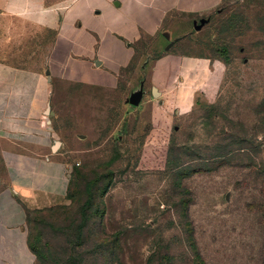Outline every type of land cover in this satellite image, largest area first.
Returning a JSON list of instances; mask_svg holds the SVG:
<instances>
[{"label": "rangeland", "instance_id": "obj_1", "mask_svg": "<svg viewBox=\"0 0 264 264\" xmlns=\"http://www.w3.org/2000/svg\"><path fill=\"white\" fill-rule=\"evenodd\" d=\"M98 18L77 22L111 15ZM204 19L196 30L171 14L123 65L128 48L107 35L102 67L60 58L68 42L46 63L59 27L26 50L71 196L26 225L40 233L34 264H264V0H224Z\"/></svg>", "mask_w": 264, "mask_h": 264}, {"label": "crops", "instance_id": "obj_2", "mask_svg": "<svg viewBox=\"0 0 264 264\" xmlns=\"http://www.w3.org/2000/svg\"><path fill=\"white\" fill-rule=\"evenodd\" d=\"M103 1L98 9L91 0H0V264H34L25 210L52 208L67 199L69 173L53 153L54 130L42 116L48 115V106H44L51 93L48 87L39 88V70L24 66L26 50L38 47L41 31L60 29L52 51L44 54L48 64L89 53L91 60H101L102 67L103 58L97 53L107 35L128 48L123 65L133 49L129 43L159 31L171 14L179 13L194 22L224 0ZM85 11L97 19L106 12L111 19L102 25L82 26L77 18ZM84 36L91 37L89 43H84ZM66 42L73 44L58 58L56 44L63 47ZM72 48L79 55L72 54Z\"/></svg>", "mask_w": 264, "mask_h": 264}, {"label": "trees", "instance_id": "obj_3", "mask_svg": "<svg viewBox=\"0 0 264 264\" xmlns=\"http://www.w3.org/2000/svg\"><path fill=\"white\" fill-rule=\"evenodd\" d=\"M69 185H70V179H69ZM68 189H69V186H68ZM88 189H89V193H90V189L91 188L88 187ZM67 192H68V190H67ZM69 195L70 194L67 193V195H66L67 199L71 198V196H69ZM50 209L51 208H48V209H35V210L26 209L25 210V219H26L27 227H29V229H30V225H31L32 222L33 223L41 222L42 221V216L40 214H43V211H47V210H50ZM32 214H33V216H32ZM189 237H190V235H189ZM39 239H40V233H36V234L33 235L30 232V230L28 231L27 243H28V246L31 249V251L34 253V255H35V249H34V245L32 243V240L37 241ZM196 255H198V253ZM198 257H199V255H198Z\"/></svg>", "mask_w": 264, "mask_h": 264}, {"label": "water", "instance_id": "obj_4", "mask_svg": "<svg viewBox=\"0 0 264 264\" xmlns=\"http://www.w3.org/2000/svg\"><path fill=\"white\" fill-rule=\"evenodd\" d=\"M115 4L117 5L118 3L116 2ZM205 21H206V19L201 18V19L199 20V24H198V25H196V24L194 25V29L199 30V29L202 27V25L205 23ZM170 45H171V43H169V44L166 46V48H168ZM96 62H97V61H96ZM48 73H49V71L46 70V74H48ZM142 94H143V91H142V89L140 88V90H138L137 92L132 93V94L130 95V97L126 99V102H128V103H130V104H132V105H137V104L139 103L141 97H142ZM152 95L155 96V88H154V87H152ZM58 145H59L58 141H55V142H54L53 149L55 150V149L58 147Z\"/></svg>", "mask_w": 264, "mask_h": 264}]
</instances>
